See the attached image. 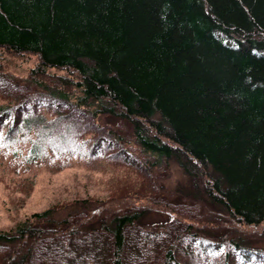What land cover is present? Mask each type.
Listing matches in <instances>:
<instances>
[{
	"label": "trees",
	"instance_id": "obj_1",
	"mask_svg": "<svg viewBox=\"0 0 264 264\" xmlns=\"http://www.w3.org/2000/svg\"><path fill=\"white\" fill-rule=\"evenodd\" d=\"M0 49L37 58L0 70L2 143L132 176L0 229V264H264V0H0Z\"/></svg>",
	"mask_w": 264,
	"mask_h": 264
},
{
	"label": "rangeland",
	"instance_id": "obj_2",
	"mask_svg": "<svg viewBox=\"0 0 264 264\" xmlns=\"http://www.w3.org/2000/svg\"><path fill=\"white\" fill-rule=\"evenodd\" d=\"M36 61L35 55H13L0 49V70L13 76L24 77ZM6 101L0 95V103ZM27 146L28 143L13 145L0 140V229L56 203L84 197L106 198L122 182L132 179L126 167L104 159L107 154L93 159L76 151L49 150L44 159L29 162ZM177 177L181 175L173 166L171 183ZM162 218V214L149 213L144 219Z\"/></svg>",
	"mask_w": 264,
	"mask_h": 264
}]
</instances>
